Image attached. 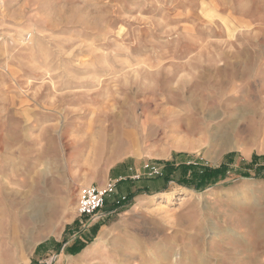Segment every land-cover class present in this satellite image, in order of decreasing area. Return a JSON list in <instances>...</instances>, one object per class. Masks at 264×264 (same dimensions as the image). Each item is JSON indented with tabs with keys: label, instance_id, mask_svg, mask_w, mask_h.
Here are the masks:
<instances>
[{
	"label": "rangeland",
	"instance_id": "obj_1",
	"mask_svg": "<svg viewBox=\"0 0 264 264\" xmlns=\"http://www.w3.org/2000/svg\"><path fill=\"white\" fill-rule=\"evenodd\" d=\"M0 3V264H264V0Z\"/></svg>",
	"mask_w": 264,
	"mask_h": 264
},
{
	"label": "trees",
	"instance_id": "obj_2",
	"mask_svg": "<svg viewBox=\"0 0 264 264\" xmlns=\"http://www.w3.org/2000/svg\"><path fill=\"white\" fill-rule=\"evenodd\" d=\"M263 160H264V158H263ZM192 168L193 167H191V166H189V167L188 166H180V167L178 166V167H176V169H174L172 165H170L168 163L165 164V167H164L165 173L163 175V177L165 179V184H167L170 181H175V183L181 187L190 188V187L194 186L196 188L198 186L207 185L210 182H214L213 179L216 178L218 175H220L222 173V170H223L222 167H219L217 169H203L201 171V173H197L196 171L192 172V170H191ZM177 170H180L179 176L173 177L172 174L173 173L175 174ZM188 172H190V173L188 174ZM163 190H165V188H163ZM81 247H83V246H81ZM79 249H78V251H79Z\"/></svg>",
	"mask_w": 264,
	"mask_h": 264
},
{
	"label": "built area",
	"instance_id": "obj_3",
	"mask_svg": "<svg viewBox=\"0 0 264 264\" xmlns=\"http://www.w3.org/2000/svg\"><path fill=\"white\" fill-rule=\"evenodd\" d=\"M135 177V176H134ZM132 177V179H134ZM138 178V177H135ZM114 185L107 184L100 189L96 186L81 187L78 191L76 211L80 217H93L101 211L108 194L113 193Z\"/></svg>",
	"mask_w": 264,
	"mask_h": 264
},
{
	"label": "crops",
	"instance_id": "obj_4",
	"mask_svg": "<svg viewBox=\"0 0 264 264\" xmlns=\"http://www.w3.org/2000/svg\"><path fill=\"white\" fill-rule=\"evenodd\" d=\"M131 179H132V177L130 178V180H131ZM138 188H140V187H137L136 189H138ZM131 191H132V190H130V192H129V193H131ZM129 193H128V194H129Z\"/></svg>",
	"mask_w": 264,
	"mask_h": 264
},
{
	"label": "bare ground",
	"instance_id": "obj_5",
	"mask_svg": "<svg viewBox=\"0 0 264 264\" xmlns=\"http://www.w3.org/2000/svg\"><path fill=\"white\" fill-rule=\"evenodd\" d=\"M1 6H2V5H1V3H0V8H1Z\"/></svg>",
	"mask_w": 264,
	"mask_h": 264
}]
</instances>
